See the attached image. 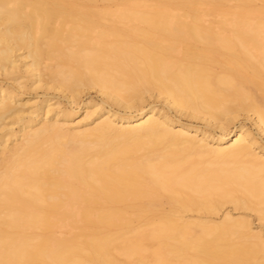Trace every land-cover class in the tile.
Masks as SVG:
<instances>
[{
  "label": "bare ground",
  "instance_id": "6f19581e",
  "mask_svg": "<svg viewBox=\"0 0 264 264\" xmlns=\"http://www.w3.org/2000/svg\"><path fill=\"white\" fill-rule=\"evenodd\" d=\"M256 2L0 0V264H264L247 218L211 219L232 204L264 222V146L234 123L264 137ZM85 88L102 107L74 126L23 96Z\"/></svg>",
  "mask_w": 264,
  "mask_h": 264
},
{
  "label": "rangeland",
  "instance_id": "374dc122",
  "mask_svg": "<svg viewBox=\"0 0 264 264\" xmlns=\"http://www.w3.org/2000/svg\"><path fill=\"white\" fill-rule=\"evenodd\" d=\"M250 7H252V8L262 7L264 10V5H262V3H260V2L252 3L250 5ZM2 80H3V76H0V82H2L5 85L6 84L11 85L12 84L11 81L4 82V80L3 81ZM45 92L46 91H44L43 89H37V90H33L31 92H28L23 96H24V98H29L31 100V102L40 101V100H42V98L44 96L49 97L51 99L49 101V104H51L52 109H64L71 114L70 118L68 119V123L70 125H73V126L77 122H79L81 119H83V117L85 115V113H83V114L78 113L79 107L81 106L82 102L90 100L92 103H98L99 104L97 106L98 109L102 107L100 105V98L102 96L98 92H96L95 88L83 89L79 93V95H77L76 97L73 98V100H71L70 98L69 99L66 98L64 96V93H62L61 91H58V90H50V91H48V93H45ZM146 97H147L146 103H148V105L151 104V105L155 106L156 108H159L161 110L168 112V114L172 118H176L182 122H187V123H190V124H193L196 126H200V127L203 126V122L201 120L189 118L185 115L180 114L179 112H177L176 110H174L172 108H168L169 106L166 103L167 101H166L165 97L158 96L156 94H153V96H151V97H149V96H146ZM104 107H106V106H104ZM94 108L95 107H90V110H93ZM114 109L117 110L116 107H114ZM128 112L130 115L135 114V111L133 109L131 111H128ZM250 118L254 119L255 117L251 116ZM90 120L91 119H86L85 121L90 123ZM234 123H235V127H237L239 125H243L246 129H248L249 131H251L255 135H257V137H259V140L261 141L262 145L264 146V137L262 136V134L260 132H258V130L256 129V127L253 124L251 119H246L245 115L243 113H241L240 116L234 121ZM12 128L15 130L18 129L16 125H13ZM216 131H218V130H216ZM229 143H227V144H229ZM227 144H225V145H227ZM168 210H169V206L167 204H165L163 201H161L160 206L155 208L154 213H156V215L157 214L159 215L161 212H166ZM226 212L231 214L233 217H245V218H247V220L250 223V227H251L252 231L253 232H259L264 237V222L258 220V216L256 215V212H254V211L238 210V209L236 210L233 208L232 204H225V205H222L220 207V209L215 214L216 216L215 215L211 216V219H213L215 221H220ZM186 216L187 217L189 216V218H192V219L196 218L195 213H187ZM143 243L147 244V245L157 246L159 243V240H154L152 242L144 241ZM146 255L147 254H145V260H146V262L147 261L149 262L150 257H148V256L146 257ZM121 259H124V258L121 257Z\"/></svg>",
  "mask_w": 264,
  "mask_h": 264
}]
</instances>
